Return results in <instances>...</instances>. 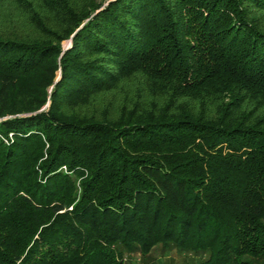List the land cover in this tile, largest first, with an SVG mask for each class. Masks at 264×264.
<instances>
[{"label": "trees", "instance_id": "obj_1", "mask_svg": "<svg viewBox=\"0 0 264 264\" xmlns=\"http://www.w3.org/2000/svg\"><path fill=\"white\" fill-rule=\"evenodd\" d=\"M0 264H264V0H0Z\"/></svg>", "mask_w": 264, "mask_h": 264}, {"label": "rangeland", "instance_id": "obj_2", "mask_svg": "<svg viewBox=\"0 0 264 264\" xmlns=\"http://www.w3.org/2000/svg\"><path fill=\"white\" fill-rule=\"evenodd\" d=\"M69 45V41H66L65 42V46L67 47Z\"/></svg>", "mask_w": 264, "mask_h": 264}]
</instances>
